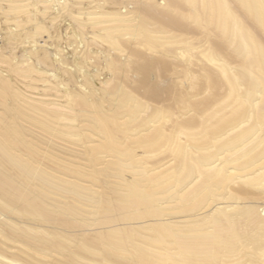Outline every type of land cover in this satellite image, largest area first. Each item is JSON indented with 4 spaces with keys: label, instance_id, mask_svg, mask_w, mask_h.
Returning <instances> with one entry per match:
<instances>
[{
    "label": "bare ground",
    "instance_id": "obj_1",
    "mask_svg": "<svg viewBox=\"0 0 264 264\" xmlns=\"http://www.w3.org/2000/svg\"><path fill=\"white\" fill-rule=\"evenodd\" d=\"M0 264H264V0H0Z\"/></svg>",
    "mask_w": 264,
    "mask_h": 264
},
{
    "label": "rangeland",
    "instance_id": "obj_2",
    "mask_svg": "<svg viewBox=\"0 0 264 264\" xmlns=\"http://www.w3.org/2000/svg\"><path fill=\"white\" fill-rule=\"evenodd\" d=\"M110 8V7H109ZM64 24V23H63ZM67 24H69V22L67 23ZM42 44H44V42L43 41H41V45ZM69 48H71V47H69ZM69 48H67L68 50H69ZM19 50H20V53H19ZM70 51V50H69ZM15 52V51H14ZM21 52L23 53V49H18L17 50V52L15 53V54H17V56H19L20 54H21ZM24 54V53H23ZM89 62V61H88ZM90 63V62H89ZM91 72V71H90ZM19 82V81H18ZM21 82V81H20ZM20 85H22V87H20L21 89L23 88V86L25 87V85H24V83L22 84V83H20ZM40 86V85H39ZM26 88V87H25ZM40 89H42V87H40ZM23 91H25V89L23 88L22 89ZM26 90H27V88H26ZM29 94V93H28ZM30 95H33L32 93H30ZM34 96V95H33ZM35 96H37V95H35Z\"/></svg>",
    "mask_w": 264,
    "mask_h": 264
}]
</instances>
